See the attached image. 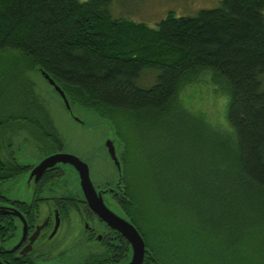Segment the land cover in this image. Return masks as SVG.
I'll list each match as a JSON object with an SVG mask.
<instances>
[{
	"label": "trees",
	"instance_id": "1",
	"mask_svg": "<svg viewBox=\"0 0 264 264\" xmlns=\"http://www.w3.org/2000/svg\"><path fill=\"white\" fill-rule=\"evenodd\" d=\"M111 8L112 0H0V129L8 123L6 112L30 125L35 114L42 145L63 148L42 95L14 71L44 74L71 114L75 108L91 112L122 144L119 208L144 240L145 264H194L176 227L182 215L198 224L192 241L226 235L237 247L264 229V0H221L193 18L169 13L155 28L115 19ZM206 73L228 99L230 136L182 107L181 90ZM147 74L154 77L150 87L142 84ZM5 92L14 98L10 109ZM119 116L131 119L135 131L161 134L155 143L164 150L153 162L170 168L162 174L167 181L152 169L151 181L169 230L162 223L146 228L136 213L139 197L126 171L130 145Z\"/></svg>",
	"mask_w": 264,
	"mask_h": 264
},
{
	"label": "flooded vegetation",
	"instance_id": "2",
	"mask_svg": "<svg viewBox=\"0 0 264 264\" xmlns=\"http://www.w3.org/2000/svg\"><path fill=\"white\" fill-rule=\"evenodd\" d=\"M48 86L59 96L64 110L74 117L68 101L69 109L55 89ZM3 117L8 123L0 129V262L129 264L133 257L130 242L90 208L80 177L72 166L55 165L41 177L34 173L51 156H75L87 165L93 189L106 208L137 230L129 212L119 208L122 195L118 186L119 172L106 145L101 149L114 166V176L95 182L90 164L92 159L104 156L102 150L86 158L78 157L67 151L61 135L63 148L42 145L39 123L35 124L37 115H33L32 125L21 116H18L21 120L14 122L11 112ZM115 154L120 162L116 149ZM147 250L145 246L142 264H145Z\"/></svg>",
	"mask_w": 264,
	"mask_h": 264
},
{
	"label": "rangeland",
	"instance_id": "3",
	"mask_svg": "<svg viewBox=\"0 0 264 264\" xmlns=\"http://www.w3.org/2000/svg\"><path fill=\"white\" fill-rule=\"evenodd\" d=\"M79 1L86 2L88 0ZM220 1L112 0L111 15L115 19L125 18L155 28L169 13H173L175 17L193 18L201 10L216 8ZM10 56L12 55L8 54L6 57L10 58ZM14 74L19 78L18 81L23 82L24 80L26 85L31 83L35 87V93L42 95L44 102L47 103L49 108L50 118L54 127L63 137L68 152L78 157L86 158L91 153L94 155L95 152L102 150L101 147L104 146L106 140H116L112 126L106 121L98 119L91 112L75 108L74 117L69 115L40 74L28 73L25 70H21V68L14 71ZM153 78L152 74H147L142 78V84L145 87H150L153 83ZM5 82L2 87H6L4 86ZM9 94L5 92L3 96L6 99L3 98L4 100H2L3 104L6 103L5 106L8 109L11 107L10 101L14 99L13 97L9 98ZM180 98L182 107L188 115L193 116L196 120L199 119L201 122L208 123L213 128L230 136L225 119L228 99L213 83L209 73L203 74L195 83L185 86L181 90ZM118 118L119 122L122 123V136L124 137L125 135L127 137L130 145V157L127 161L126 171L127 178L132 184V194L135 197H139L136 213L143 217V222L145 221L143 224L144 226L146 224V228L151 227L150 229H152L162 223L169 230V227H172L170 219L166 215L167 212L157 203L154 197V184L151 181L152 169L160 181L159 176L168 172L170 168L165 167V169H162L155 166L156 164L153 162L154 157H158L164 150V148H156L155 143L156 140H159L161 134L152 135L147 130L135 131L131 119L124 116H119ZM122 140L126 143L124 138ZM118 142L116 141L115 149L120 155L123 152V146ZM153 151L156 152L155 155ZM101 153L104 156L92 159L90 164L91 176L95 182L96 180L101 182V180L114 176V166L103 150ZM169 154L170 152L166 155L165 166L169 164ZM161 178L163 181H167L165 175H162ZM186 198V195L182 196L184 201H186ZM184 201L183 203L186 204ZM192 209L194 213H199L196 209ZM180 211L182 212V210ZM197 226L198 224L196 225L190 216L184 217V215L181 216L180 221L176 224L181 236L184 239L187 238V245L184 242L185 247H187L185 248V253L189 255V258L195 259L194 264H264V229L247 240H240L237 247L231 248L229 246L231 243L227 242V240L230 241V237L225 234L221 238L215 237L214 240L208 239L206 242H204L202 236L198 235L199 239L197 242L192 241L195 239L192 236V234L194 235L192 230L196 229ZM196 257L198 258L196 259Z\"/></svg>",
	"mask_w": 264,
	"mask_h": 264
},
{
	"label": "water",
	"instance_id": "4",
	"mask_svg": "<svg viewBox=\"0 0 264 264\" xmlns=\"http://www.w3.org/2000/svg\"><path fill=\"white\" fill-rule=\"evenodd\" d=\"M44 79L48 82V84L55 89V91L60 95L62 100L64 101L66 108L69 109V105L62 93V91L54 84L52 80L49 79L48 76L42 74ZM115 144L116 141L107 140L105 142V145L108 150V154L111 157L112 161L114 162V165L116 166L119 173H121V165L118 162L115 154ZM69 165L72 166L78 173L80 180H81V186L83 189V192L85 194L86 201L90 208L99 215L102 219L105 220L111 227L119 231L121 234H123L127 240L130 242L132 250H133V257L132 261L129 264H142L145 256V244L144 241L139 234V232L133 227L132 224L127 222L126 220L118 218L116 215H114L112 212H110L106 206L103 204L102 200L97 197L93 186L90 181L89 177V169L86 164H84L82 161H80L78 158L72 155L68 154H57L54 156H51L44 160L41 165L36 169L34 172L38 177H41V175L49 168L54 167L55 165ZM121 183V179L119 181V184ZM0 264H2L0 262Z\"/></svg>",
	"mask_w": 264,
	"mask_h": 264
}]
</instances>
